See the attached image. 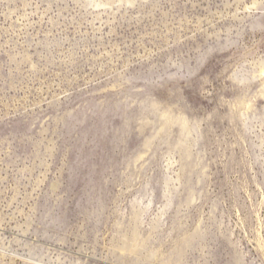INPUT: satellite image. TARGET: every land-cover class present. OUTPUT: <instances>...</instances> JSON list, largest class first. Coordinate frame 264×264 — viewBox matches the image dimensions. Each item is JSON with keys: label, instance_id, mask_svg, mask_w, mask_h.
Here are the masks:
<instances>
[{"label": "rangeland", "instance_id": "rangeland-1", "mask_svg": "<svg viewBox=\"0 0 264 264\" xmlns=\"http://www.w3.org/2000/svg\"><path fill=\"white\" fill-rule=\"evenodd\" d=\"M0 264H264V0H0Z\"/></svg>", "mask_w": 264, "mask_h": 264}, {"label": "water", "instance_id": "water-1", "mask_svg": "<svg viewBox=\"0 0 264 264\" xmlns=\"http://www.w3.org/2000/svg\"><path fill=\"white\" fill-rule=\"evenodd\" d=\"M119 101L120 100H115L112 98L107 100L104 106H95L96 108L93 106L91 108V114L85 112L74 113L72 115L73 122L70 126L71 128H68L71 131L77 130V132H75L77 133L78 138L72 143V145H80V157L83 159L88 155L87 151L89 148L85 146L83 141L88 137L90 128H92L94 125H97L98 133L101 136L108 138L109 142L106 143L104 147L109 152L105 156L107 159L104 158L101 163H92V170L86 173V175H88V179L85 181L86 185L84 187V191L88 194V199L84 204V208H86V210H91L90 212L97 213V215H100V211L105 207V203L102 201V196L100 195L101 189H104L103 184L106 182L108 175L113 174V172H116L117 170L116 167L118 164L114 161L115 156L113 152L115 149H119L124 153L129 150L126 145H122V143H124L127 139L128 129L130 130L133 126V115L136 112L131 111L127 108L126 104L123 105L122 102ZM117 110L120 112V120H114L112 114H110L112 112H116ZM129 111L131 113H129ZM92 113L96 114L98 117L96 119L94 117L92 118ZM131 118L132 120L130 122V126L128 127V123ZM123 119L126 121L125 131L123 130ZM85 122H89L88 125H82V123ZM77 123H80V126H77ZM80 134L83 135L82 139L79 137ZM94 140L95 137H91L85 142L89 144L94 142ZM97 166H99V169H97ZM77 167L78 165H75V167H72L71 170L75 171Z\"/></svg>", "mask_w": 264, "mask_h": 264}, {"label": "bare ground", "instance_id": "bare-ground-1", "mask_svg": "<svg viewBox=\"0 0 264 264\" xmlns=\"http://www.w3.org/2000/svg\"><path fill=\"white\" fill-rule=\"evenodd\" d=\"M257 1V0H256ZM262 1V0H261ZM258 5V4H257ZM98 6V5H97ZM248 8V7H247ZM252 9V8H251Z\"/></svg>", "mask_w": 264, "mask_h": 264}]
</instances>
